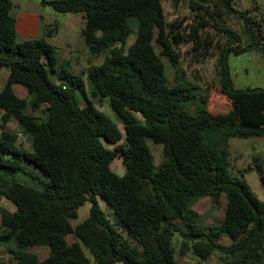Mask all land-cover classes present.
Masks as SVG:
<instances>
[{"label": "trees", "instance_id": "1", "mask_svg": "<svg viewBox=\"0 0 264 264\" xmlns=\"http://www.w3.org/2000/svg\"><path fill=\"white\" fill-rule=\"evenodd\" d=\"M217 1L226 12L234 10L231 0ZM41 3L81 13L86 50L103 56L77 72L63 57L57 68L55 45L43 35L17 40L13 3L0 0V67L7 69L0 87V195L14 205L0 207V245L15 263L88 264L82 244L98 264H177L176 232L178 252L198 260L218 251L219 264H264V199L228 170L226 149L230 136L264 135V87L233 88L226 62L228 51H264V8L238 11L242 40L216 21L206 0H187L190 9H201L187 32L181 21L165 20L161 0ZM206 24L223 37L214 67L217 89L229 102L224 111L207 108L208 88L198 90L179 65L178 45L196 42ZM163 59L173 68V82ZM14 83L25 95L14 92ZM88 95L107 98L122 130ZM9 118L30 136V149L5 128ZM145 138L161 146L157 163ZM114 157L121 174L109 166ZM20 172L36 185L18 178ZM204 195L212 203L225 198L217 224H203L192 207ZM87 199V216L71 225ZM33 245H45L46 255L38 259Z\"/></svg>", "mask_w": 264, "mask_h": 264}, {"label": "rangeland", "instance_id": "2", "mask_svg": "<svg viewBox=\"0 0 264 264\" xmlns=\"http://www.w3.org/2000/svg\"><path fill=\"white\" fill-rule=\"evenodd\" d=\"M14 4L13 13L16 14L17 10L22 9H37L40 10L41 17L44 23V28L57 24L59 34L63 37L69 36L75 45V49L83 46V39L78 33L76 26L68 22L69 12H59L53 10L50 6L42 4L41 0H12ZM213 11L214 18L218 23L226 24L235 31L242 35L244 40L245 35L242 32L241 18L238 11L247 10L249 13H255L257 10L264 8V0H231L233 11L226 12L218 3L217 0H206ZM162 8L167 22L181 21L180 25L184 32L191 29L195 24V13H200L201 9H190L187 0H161ZM210 22V21H209ZM133 37V32L128 36L127 41L130 42ZM23 37L16 35L17 40ZM44 38L48 40L45 36ZM51 42L50 40H48ZM264 43V39L262 41ZM223 43V37L209 24L201 27L198 31V39L196 42L191 40L183 41L178 45L179 65L184 69L186 77L198 85V90H203L204 87L208 88L207 108L212 112L224 111L229 107V102L225 96L217 89V73L214 67L215 53L217 45ZM207 46L204 53L203 47ZM57 51L56 67L60 65V60L63 59L64 53L60 45H55ZM73 47V46H72ZM66 54V53H65ZM103 53L93 55L87 50L84 54L70 55L69 64H66L69 70L77 72L79 69L84 68L89 63H97L101 60ZM164 70L169 82H173L174 71L171 65L164 60ZM227 69L230 82L233 88H251V87H264V51L257 48H249L239 53L228 51L226 55ZM6 70L5 66L0 67V76ZM48 75L54 78L53 72L47 70ZM1 87V84H0ZM197 90V91H198ZM14 92L19 95H25V89L21 85H14ZM88 97L92 100L93 104L112 120L117 123L119 129L122 130L121 124L118 122L117 117L109 108L107 98L99 99L97 97ZM189 110L192 111L193 105H188ZM5 128L17 134V141L21 146L30 149V136L23 133L15 120L9 118L5 124ZM20 132V133H18ZM145 141L153 155V162L157 163L161 159V146L159 143H154L150 138H145ZM228 170L233 174L241 177L248 188L259 198L264 199V135L238 137L230 136L226 140ZM110 168L121 174L123 171L122 164L118 157H114L109 163ZM18 178L30 183L35 184V180L29 179L26 174L20 172ZM44 179V177L42 178ZM97 205L103 210L105 215H109V207L107 203L99 196L95 197ZM90 200H85L76 208V215L69 218L71 225L84 219L89 211ZM0 207L11 210L14 205L2 195H0ZM192 207L198 212L202 213V223L217 224L222 217L225 207V198L220 195L218 202L212 203L209 196L204 195L194 201ZM173 245L175 247V259L177 264H219L220 255L218 251H213L206 261L198 260L193 254L188 251L178 252L177 246L179 237L174 232ZM67 242L74 240L71 232L65 234ZM220 240L227 243L228 239L222 236ZM80 247L87 260L88 264H98L92 257L89 250L82 244ZM36 254L38 259L43 258L47 253L45 245H33L29 247ZM0 260L6 264H16L12 257L0 245ZM114 264H123L122 262H115Z\"/></svg>", "mask_w": 264, "mask_h": 264}, {"label": "crops", "instance_id": "3", "mask_svg": "<svg viewBox=\"0 0 264 264\" xmlns=\"http://www.w3.org/2000/svg\"><path fill=\"white\" fill-rule=\"evenodd\" d=\"M12 8L16 10V8H14V4ZM67 18L68 22H70L71 25L76 26L77 31L79 33L80 28L83 25V15L78 12H69ZM14 28L16 31V35L18 34L23 38L40 35L45 36L48 40L51 41L52 44L61 46L62 53H64L63 57L66 59H69L70 55L75 56L76 54H84L86 51L84 44L82 47L75 49V45L73 41L69 38V36L64 38L63 35L59 34L57 24H53L52 26L45 29L40 10L37 9H22L19 11L17 10V13L14 14ZM6 73L7 69L4 70V72L0 76L1 85L4 81ZM14 85L20 84L14 83L12 85L13 90Z\"/></svg>", "mask_w": 264, "mask_h": 264}, {"label": "built area", "instance_id": "4", "mask_svg": "<svg viewBox=\"0 0 264 264\" xmlns=\"http://www.w3.org/2000/svg\"><path fill=\"white\" fill-rule=\"evenodd\" d=\"M18 133H20V132H18Z\"/></svg>", "mask_w": 264, "mask_h": 264}]
</instances>
